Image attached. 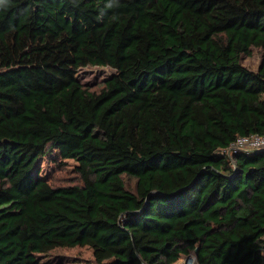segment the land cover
Here are the masks:
<instances>
[{
    "label": "trees",
    "instance_id": "16d2710c",
    "mask_svg": "<svg viewBox=\"0 0 264 264\" xmlns=\"http://www.w3.org/2000/svg\"><path fill=\"white\" fill-rule=\"evenodd\" d=\"M252 47L264 0L0 4V264L76 246L93 264H264V151H224L264 134ZM90 65L116 72L95 90ZM53 148L80 183L40 174Z\"/></svg>",
    "mask_w": 264,
    "mask_h": 264
},
{
    "label": "rangeland",
    "instance_id": "374dc122",
    "mask_svg": "<svg viewBox=\"0 0 264 264\" xmlns=\"http://www.w3.org/2000/svg\"><path fill=\"white\" fill-rule=\"evenodd\" d=\"M264 55L262 47H252L251 55H244L242 64L247 68L258 71ZM116 70L110 66L90 65L81 68L77 78L86 86L92 89H100L104 81L113 75ZM37 146L34 142L26 145V148L33 149ZM40 174L45 176L53 185H70L80 183L77 173V163L73 159H63L57 148H53L46 156L38 162ZM134 187L135 182H129ZM52 254L62 256L67 264H93L94 252L89 246H76L71 248H57ZM175 264H198L195 252L183 255Z\"/></svg>",
    "mask_w": 264,
    "mask_h": 264
},
{
    "label": "built area",
    "instance_id": "2783aa9c",
    "mask_svg": "<svg viewBox=\"0 0 264 264\" xmlns=\"http://www.w3.org/2000/svg\"><path fill=\"white\" fill-rule=\"evenodd\" d=\"M259 150L264 151V134L254 133L238 136L224 151H227L229 156L232 157L233 153L237 151L253 152Z\"/></svg>",
    "mask_w": 264,
    "mask_h": 264
},
{
    "label": "clouds",
    "instance_id": "9594fccd",
    "mask_svg": "<svg viewBox=\"0 0 264 264\" xmlns=\"http://www.w3.org/2000/svg\"><path fill=\"white\" fill-rule=\"evenodd\" d=\"M5 2V0H0V4H3Z\"/></svg>",
    "mask_w": 264,
    "mask_h": 264
},
{
    "label": "water",
    "instance_id": "95a60500",
    "mask_svg": "<svg viewBox=\"0 0 264 264\" xmlns=\"http://www.w3.org/2000/svg\"><path fill=\"white\" fill-rule=\"evenodd\" d=\"M198 250V249H197Z\"/></svg>",
    "mask_w": 264,
    "mask_h": 264
}]
</instances>
